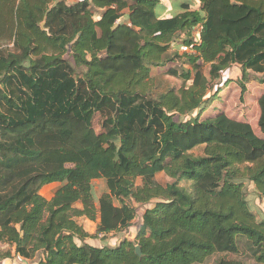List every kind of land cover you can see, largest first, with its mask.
<instances>
[{"label":"trees","instance_id":"obj_1","mask_svg":"<svg viewBox=\"0 0 264 264\" xmlns=\"http://www.w3.org/2000/svg\"><path fill=\"white\" fill-rule=\"evenodd\" d=\"M161 2L0 0V244L23 261L264 264V219L244 184L264 199V139L209 112L221 101L214 83L231 69L246 82L264 75V0L184 2L170 18L155 14ZM161 68L179 90L155 91ZM258 107L264 135V93ZM126 200L144 208L134 240L90 244L131 227Z\"/></svg>","mask_w":264,"mask_h":264},{"label":"rangeland","instance_id":"obj_2","mask_svg":"<svg viewBox=\"0 0 264 264\" xmlns=\"http://www.w3.org/2000/svg\"><path fill=\"white\" fill-rule=\"evenodd\" d=\"M184 2H190L193 5L196 4V0H162V2L155 8V14L159 18H170L177 15L180 12V4ZM96 11V10H94ZM44 26V24L42 25ZM179 44L184 40L183 36L178 39ZM189 52L190 50L187 49ZM171 67L174 64L170 65ZM74 73L79 76H85L87 68L84 66H74L71 65ZM186 68H189L186 67ZM204 75L209 79V67L203 66ZM154 78V89L156 92H165L169 89L179 90L181 87V81L167 75L164 69L157 70L153 72ZM242 73L240 71L231 69L230 72L224 76L221 81H216L213 86V93L219 94L221 101L216 102L209 112L221 111L226 113L229 117L236 120H242L248 122L255 133L264 139V135L261 134L257 127L259 118V107L258 98L264 93V85L260 84L259 80H264V75H256L249 73L248 80L241 81ZM241 82L245 88L243 89ZM223 89V90H222ZM101 122L100 116H95L93 121V127L97 133L101 132ZM194 156L203 155V147L196 149L191 152ZM246 166H241L242 170H245ZM141 178H137L134 182V189L141 186ZM246 198L250 207V210L257 216L258 220L264 219V199L258 195L255 185L249 180H244ZM55 185H48L44 187L41 191L42 197L50 200L55 191L59 188L54 187ZM59 186V185H56ZM61 186V185H60ZM93 192L95 198V204L98 207L99 198L107 193L106 182L103 179L96 180L93 182ZM126 203L136 207V216L131 225V227L126 232H121L118 234H113L106 237L104 240H92L90 243L98 247H110L114 248L117 246L118 242L123 239H128L130 241L134 240L135 235L138 232L139 226L141 224V216L144 212V208L139 207L126 200ZM117 204V203H116ZM118 205V204H117ZM85 222L84 228L90 234H94L96 231V223L89 220ZM101 239V237L99 238ZM0 264H36L39 261V257L35 258L34 261H23L21 260L15 252V247H11L6 244H0ZM228 260H245V256H227ZM217 257L213 258L208 264H214Z\"/></svg>","mask_w":264,"mask_h":264},{"label":"water","instance_id":"obj_3","mask_svg":"<svg viewBox=\"0 0 264 264\" xmlns=\"http://www.w3.org/2000/svg\"><path fill=\"white\" fill-rule=\"evenodd\" d=\"M136 255L139 257V258H142L143 257V253H142V250L140 247H136Z\"/></svg>","mask_w":264,"mask_h":264},{"label":"crops","instance_id":"obj_4","mask_svg":"<svg viewBox=\"0 0 264 264\" xmlns=\"http://www.w3.org/2000/svg\"><path fill=\"white\" fill-rule=\"evenodd\" d=\"M51 185H55L54 187H57V188H58V187H61L60 184H57V183H55V184H51ZM56 185H59V186H56ZM85 222H88V221L86 220ZM93 223H95V222H93ZM84 224H86V223H84ZM96 225H97V223H96ZM85 230L87 231V229H85ZM87 232H88V231H87ZM88 233H89V232H88ZM89 234H90V233H89ZM110 236H111V235H110ZM135 236H136V235H135ZM134 238H135V237H134ZM121 241H122V240H121ZM121 241H119L118 244H119ZM90 242H91V240H89V243H90ZM90 244H91V243H90ZM118 244H117V245H118ZM95 246H96V245H95ZM97 247H98V246H97ZM100 247H102V246H100Z\"/></svg>","mask_w":264,"mask_h":264},{"label":"built area","instance_id":"obj_5","mask_svg":"<svg viewBox=\"0 0 264 264\" xmlns=\"http://www.w3.org/2000/svg\"><path fill=\"white\" fill-rule=\"evenodd\" d=\"M20 258V257H19ZM21 259V258H20ZM22 260V259H21Z\"/></svg>","mask_w":264,"mask_h":264}]
</instances>
